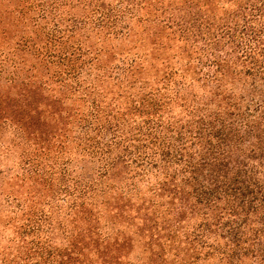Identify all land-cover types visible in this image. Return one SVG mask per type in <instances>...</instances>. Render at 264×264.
Listing matches in <instances>:
<instances>
[{
    "label": "trees",
    "instance_id": "1",
    "mask_svg": "<svg viewBox=\"0 0 264 264\" xmlns=\"http://www.w3.org/2000/svg\"><path fill=\"white\" fill-rule=\"evenodd\" d=\"M3 129L0 264H264V0H0Z\"/></svg>",
    "mask_w": 264,
    "mask_h": 264
},
{
    "label": "rangeland",
    "instance_id": "2",
    "mask_svg": "<svg viewBox=\"0 0 264 264\" xmlns=\"http://www.w3.org/2000/svg\"><path fill=\"white\" fill-rule=\"evenodd\" d=\"M0 131V140L3 139V135L5 134L3 131ZM9 129H7V134L4 136V141H0V182L5 183L6 178L11 175H15L16 172L20 171L18 161V154L16 155L11 150V146L7 143L10 135L8 134ZM2 142V143H1ZM19 162V161H18ZM6 186V183L4 184ZM0 220H3V216L0 217Z\"/></svg>",
    "mask_w": 264,
    "mask_h": 264
}]
</instances>
